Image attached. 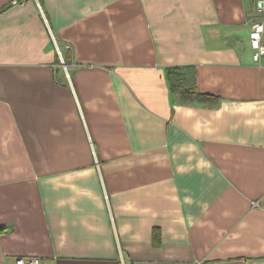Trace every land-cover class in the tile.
<instances>
[{
  "label": "crops",
  "instance_id": "crops-1",
  "mask_svg": "<svg viewBox=\"0 0 264 264\" xmlns=\"http://www.w3.org/2000/svg\"><path fill=\"white\" fill-rule=\"evenodd\" d=\"M247 16L254 0H0V264H264ZM173 68L212 100L173 92Z\"/></svg>",
  "mask_w": 264,
  "mask_h": 264
},
{
  "label": "built area",
  "instance_id": "built-area-1",
  "mask_svg": "<svg viewBox=\"0 0 264 264\" xmlns=\"http://www.w3.org/2000/svg\"><path fill=\"white\" fill-rule=\"evenodd\" d=\"M254 11L256 16H247L245 25L249 28L248 41L252 53V60L260 63L264 57V20L260 17L264 13V0H254ZM14 264H40L37 258H16Z\"/></svg>",
  "mask_w": 264,
  "mask_h": 264
},
{
  "label": "trees",
  "instance_id": "trees-1",
  "mask_svg": "<svg viewBox=\"0 0 264 264\" xmlns=\"http://www.w3.org/2000/svg\"><path fill=\"white\" fill-rule=\"evenodd\" d=\"M167 81L173 92L180 93L184 99L211 101V97L199 95L192 74L189 68H173L166 73ZM193 78V79H192Z\"/></svg>",
  "mask_w": 264,
  "mask_h": 264
},
{
  "label": "rangeland",
  "instance_id": "rangeland-1",
  "mask_svg": "<svg viewBox=\"0 0 264 264\" xmlns=\"http://www.w3.org/2000/svg\"><path fill=\"white\" fill-rule=\"evenodd\" d=\"M263 16H264V13H263ZM263 16H262V18H263Z\"/></svg>",
  "mask_w": 264,
  "mask_h": 264
}]
</instances>
